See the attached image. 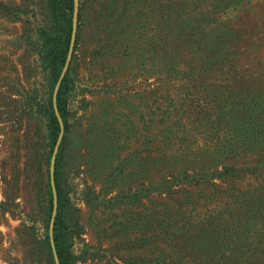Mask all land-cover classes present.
<instances>
[{
  "label": "rangeland",
  "instance_id": "1",
  "mask_svg": "<svg viewBox=\"0 0 264 264\" xmlns=\"http://www.w3.org/2000/svg\"><path fill=\"white\" fill-rule=\"evenodd\" d=\"M45 6L0 0V264H54ZM74 20L67 264H264V0H74Z\"/></svg>",
  "mask_w": 264,
  "mask_h": 264
},
{
  "label": "trees",
  "instance_id": "2",
  "mask_svg": "<svg viewBox=\"0 0 264 264\" xmlns=\"http://www.w3.org/2000/svg\"><path fill=\"white\" fill-rule=\"evenodd\" d=\"M45 7L46 13L48 15V19L46 20L48 24L38 30L40 40L38 43L37 53H39L42 61L50 70V94L48 104L45 106V111L48 118L47 127L50 143V159L61 132V125L54 108L53 96L56 85L65 66L71 45L73 33L74 0H46ZM67 80L68 73L63 78L56 96L57 107L63 119L65 130L68 129L67 107L69 88ZM64 141L65 136L59 146L56 158L55 183L58 194V211L53 228V239L60 264H67V261L69 259L68 251L65 247V223L61 215L64 203L60 188V176ZM53 199V191L51 184L49 183V200L47 211L49 221L53 212ZM46 241L49 248L52 250L49 233L47 234ZM53 263L56 264L54 256Z\"/></svg>",
  "mask_w": 264,
  "mask_h": 264
},
{
  "label": "water",
  "instance_id": "3",
  "mask_svg": "<svg viewBox=\"0 0 264 264\" xmlns=\"http://www.w3.org/2000/svg\"><path fill=\"white\" fill-rule=\"evenodd\" d=\"M75 32H76V22L74 20L73 37H72L69 53H68L65 66H64V68L62 70L61 76L59 78V81H58V83L56 85L55 92H54V107H55L56 115H57V117L59 119V122H60V125H61V132H60L58 141L56 143V146L54 148V151H53V154H52V159H51V183H52V189H53V198H54L53 201H54V204H53V212H52L51 224H50V238H51V245H52L54 257H55V260H56L57 264H60V262H59L58 254H57L55 243H54V239H53V228H54V223H55V219H56V215H57V211H58V194H57V188H56V183H55V164H56V158H57V153H58V150H59V146H60V144L62 142V139L64 137L65 126H64L63 119H62V117L60 115V112L58 110V107H57L56 96H57V93H58L59 86H60L63 78L65 77V75L67 73V69H68V66H69V63H70V60H71L73 47H74V42H75L74 41L75 40Z\"/></svg>",
  "mask_w": 264,
  "mask_h": 264
}]
</instances>
